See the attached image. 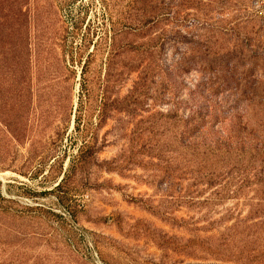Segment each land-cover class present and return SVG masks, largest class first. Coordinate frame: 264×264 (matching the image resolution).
I'll use <instances>...</instances> for the list:
<instances>
[{
    "label": "rangeland",
    "instance_id": "374dc122",
    "mask_svg": "<svg viewBox=\"0 0 264 264\" xmlns=\"http://www.w3.org/2000/svg\"><path fill=\"white\" fill-rule=\"evenodd\" d=\"M0 264H264V0H0Z\"/></svg>",
    "mask_w": 264,
    "mask_h": 264
}]
</instances>
